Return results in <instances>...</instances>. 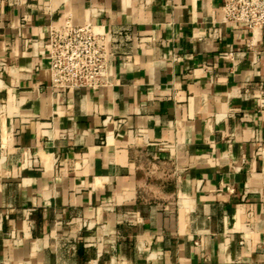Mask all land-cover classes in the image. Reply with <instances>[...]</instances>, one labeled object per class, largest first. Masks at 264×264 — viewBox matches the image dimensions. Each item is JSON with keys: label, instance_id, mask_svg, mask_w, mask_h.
I'll list each match as a JSON object with an SVG mask.
<instances>
[{"label": "crops", "instance_id": "0c3cea01", "mask_svg": "<svg viewBox=\"0 0 264 264\" xmlns=\"http://www.w3.org/2000/svg\"><path fill=\"white\" fill-rule=\"evenodd\" d=\"M220 3L0 0V264H264V27ZM67 18L110 85L49 84Z\"/></svg>", "mask_w": 264, "mask_h": 264}, {"label": "built area", "instance_id": "2783aa9c", "mask_svg": "<svg viewBox=\"0 0 264 264\" xmlns=\"http://www.w3.org/2000/svg\"><path fill=\"white\" fill-rule=\"evenodd\" d=\"M221 21L254 31L264 27V0H221ZM112 34L102 25L68 18L47 29L49 84L95 90L111 84Z\"/></svg>", "mask_w": 264, "mask_h": 264}]
</instances>
